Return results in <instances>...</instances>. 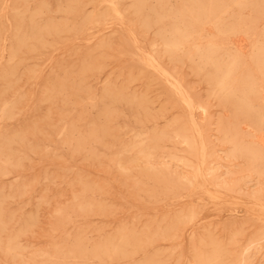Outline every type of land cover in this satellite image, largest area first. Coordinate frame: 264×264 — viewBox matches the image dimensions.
Here are the masks:
<instances>
[{
	"label": "rangeland",
	"instance_id": "obj_1",
	"mask_svg": "<svg viewBox=\"0 0 264 264\" xmlns=\"http://www.w3.org/2000/svg\"><path fill=\"white\" fill-rule=\"evenodd\" d=\"M135 1L0 0V264H264V0Z\"/></svg>",
	"mask_w": 264,
	"mask_h": 264
},
{
	"label": "bare ground",
	"instance_id": "obj_2",
	"mask_svg": "<svg viewBox=\"0 0 264 264\" xmlns=\"http://www.w3.org/2000/svg\"><path fill=\"white\" fill-rule=\"evenodd\" d=\"M103 1H104V0H103ZM105 1H107V2L110 3V6L112 7V9H113L114 11H119V5H120L119 3H120V0H105ZM121 1H122V0H121ZM132 1H133V0H132ZM140 1H141V0H140ZM157 1H158V0H157ZM167 1H168V0H167ZM185 1H186V0H185ZM191 1H192V0H191ZM214 1H215V0H214ZM214 1H213V2H214ZM217 1H218V0H217ZM219 1H220V0H219ZM230 1H231V0H230ZM235 1H238V0H235ZM135 2H137V0H136ZM177 2H178V1H177ZM180 2H181V1H180ZM186 2H187V1H186ZM193 2H194V1H193ZM213 2H212V3H213ZM215 2H216V1H215ZM232 2H233V1H232ZM232 2H231V3H232ZM121 3H122V2H121ZM137 3H138V2H137ZM145 3H146V2H145ZM159 3H160V2H159ZM191 3H192V2H191ZM210 3H211V2H210ZM217 3H219V2H217ZM233 3H234V2H233ZM236 3H237V2H236ZM135 4H136V3H135ZM154 4H155V3H154ZM160 4H161V3H160ZM168 4H170V3L168 2ZM181 4H182V3H181ZM185 4H186V3H185ZM185 4L183 3L182 5H185ZM204 4H206V3H204ZM140 5H141V3H140ZM196 5H197V4H196ZM201 5H202V4H201ZM211 5H212V4H211ZM213 5H214V4H213ZM213 5H212V6H213ZM220 5H221V4H220ZM224 5H226V4H224ZM224 5H223V6H224ZM239 5H240V7H241V4H239ZM107 6H108V5H107ZM138 6H139V5H138ZM141 6H142V5H141ZM141 6H140V7H141ZM143 6H144V5H143ZM143 6H142V7H143ZM160 6H161V5H160ZM164 6H166V4H165ZM168 6H169V5H168ZM179 6L181 7L180 4H179ZM202 6H203V5H202ZM226 6H227V5H226ZM228 6H229V4H228ZM237 6H238V5H237ZM108 7H109V6H108ZM142 7H141V8H142ZM185 7H187V5H186ZM205 7H206V6H205ZM160 8H161V7H160ZM194 8H195V7H194V3H193V8H192V9H194ZM196 8H197V7H196ZM216 8H217V7H216ZM220 8H221V6H220ZM220 8H219V9H220ZM222 8H223V7H222ZM224 8H225V7H224ZM234 8H235V7H234ZM154 9H155V7H154ZM167 9H168V8H167ZM180 9H181V8H180ZM185 9H186V8H185ZM185 9H184V10H185ZM187 9H188V8H187ZM190 9H191V8H190ZM190 9L188 10V12H190V11L192 10V9H191V10H190ZM200 9H203V8H200ZM237 9H238V8H237ZM172 10H173V9H172ZM176 10H177V9H176ZM178 10H179V9H178ZM184 10H183V11H184ZM194 10H195V9H194ZM197 10H198V8H197ZM223 10H224V9H223ZM155 11H156V10H155ZM164 11H166V10H164ZM169 11H170V10H169ZM169 11H168V12H169ZM174 11H175V10H174ZM180 11H181V10H179V12H180ZM184 12H185V11H184ZM186 12H187V11H186ZM196 12H197V11H196ZM201 12H202V10H201ZM201 12H200V13H201ZM211 12H212V11H211ZM234 12H235V11H234ZM172 13H173V12H172ZM172 13H171V14H172ZM182 13H183V12H182ZM190 13H191V12H190ZM212 13H213V12H212ZM220 13H221V12H220ZM222 13H223V11H222ZM232 13H233V12H232ZM153 14H154V13H153ZM183 14H185V13H183ZM198 14H199V13H198ZM155 15H156V14H155ZM161 15H162V14H161ZM181 15H182V14H181ZM204 15H206V14H203V16H204ZM166 16H167V14H166ZM166 16H165V17H166ZM169 16H170V15H169ZM173 16H174V15H173ZM183 16H184V15H182V17H183ZM185 16H186V14H185ZM214 16H215V15H214ZM153 17H154V16H153ZM156 17H157V16H156ZM156 17H155V18H156ZM175 17H176V16H175ZM194 17H195V16H194ZM194 17H193V18H194ZM198 17H200V16L198 15ZM198 17H197V18L195 17V18H196V19H195V22H196V24L198 23V24L200 25V22H201L202 20H201V19H198ZM204 17H205V16H204ZM221 17H222V16H221ZM91 18H92V17H91ZM112 18H113V17H112ZM167 18H168V16H167ZM167 18H166V19H167ZM207 18H208V17H207ZM214 18L216 19V17H214ZM223 18H224V17H223ZM148 19H149V18H148ZM177 19H178V17H177ZM177 19H175V20H177ZM182 19H184V18H182ZM136 20H137V19H136ZM164 20H165V18H164ZM175 20H174V21H175ZM188 20H189V19H188ZM193 20H194V19H193ZM200 20H201V21H200ZM203 20H204V18H203ZM220 20L222 21V19H220ZM124 21H125V20H124ZM153 21H154V20H153ZM157 21H158V19H157ZM161 21H162V20H161ZM166 21H167V20H166ZM204 21H205V20H204ZM209 21H210V20H209ZM211 21H212V20H211ZM239 21H240V20H239ZM239 21H238V23H239ZM81 22H82V21H81ZM158 22H160V21H158ZM158 22H157V23H158ZM187 22H188V21H187ZM190 22H192V20H191ZM93 23H94V22H93ZM175 23H176V21H175ZM207 23H208V22H206V24H207ZM232 23H233V22H232ZM163 24H165V23L163 22ZM177 24L180 25V23H178V22L176 23V25H177ZM187 24H189V23H187ZM221 24H223V23H221ZM221 24H220V25H221ZM242 24H244V23H242ZM127 25H128V24H127ZM153 25H154V24H153ZM158 25H159V23H158ZM165 25H166V24H165ZM168 25H169V24H168ZM183 25H184V22H183ZM183 25H182V26H183ZM185 25H186V24H185ZM185 25H184V26H185ZM216 25H217V24H216ZM226 25H227V24H226ZM226 25H225V26H226ZM228 25L231 26L230 23H229ZM232 25H233V24H232ZM240 25H241V23H240ZM161 26H162V25H161ZM161 26H160V27H161ZM171 26H172V25H171ZM177 26H178V25H177ZM182 26H181V28H182ZM184 26H183V27H184ZM186 26H187V25H186ZM194 26H195V25H194ZM197 26H198V25H197ZM243 26H245V25H243ZM189 27H190V26H189ZM198 27H199V26H198ZM218 27H219V26H218ZM232 27H233V26H232ZM240 27H241V26H240ZM130 28H131V27H130ZM163 28H164V27H163ZM171 28H172V27H171ZM175 28H176V27H175ZM177 28H178V27H177ZM184 28H186V27H184ZM194 28H195V27H194ZM224 28H225V27H224ZM224 28H222V29H224ZM179 29H180V28H179ZM195 29H196V28H195ZM233 29H234V28H233ZM236 29H237V28H236ZM240 29H241V28H240ZM240 29H239V30H240ZM256 29H257V28H256ZM133 30H134V29H133ZM173 30H174V29H173ZM182 30H183V29H182ZM197 30H198V29H196V31H197ZM217 30H218V29H217ZM224 30H225V29H224ZM228 30H229V29H228ZM134 31H135V30H134ZM163 31H165V30H163ZM196 31H194V32H196ZM219 31H221V30H219ZM234 31H235V29H234ZM237 31H238V30H237ZM174 32H175V31H174ZM183 32H184V31H183ZM223 32H224V31H223ZM185 33H186V32H185ZM196 33H197V32H196ZM218 33H219V32H218ZM220 33H222V32H220ZM231 33H232V32H231ZM229 34H230V32H229ZM229 34H228V35H229ZM174 35H176V33H175ZM188 35H189V34H188ZM196 35L198 36L199 34H196ZM263 35H264V34H263ZM180 36H181V35H180ZM249 36H250V35H249ZM184 37H185V36H184ZM187 37H188V36H186V38H187ZM222 37L228 38V36H227V37H226V36H222ZM176 38H178V37H176ZM181 38H182V37H181ZM186 38H185V42H188V41H186ZM212 38H213V40H214L215 36L212 37ZM225 38H224V39H225ZM182 39L184 40V38H182ZM191 39H192V38H191ZM203 39H204V38H203ZM208 39H209V38H208ZM176 40H177V39H176ZM176 40H175V43H177ZM179 40H180V39H179ZM187 40H188V39H187ZM216 40H217V39H216ZM222 40H223V39H222ZM222 40H221V41H222ZM189 41H191V40H189ZM203 42H204V41H202V44H203ZM214 42H215V41H214ZM261 42H263V41H261ZM188 43H189V42H188ZM218 43H219V42H218ZM167 44H168V43H167ZM200 44H201V43H200ZM200 44H199V46H200ZM205 44H206V43H205ZM210 44H211V43H210ZM225 44H226V43H225ZM262 44H263V43H262ZM157 45H158V43H157ZM169 45H170V44H169ZM215 45H216V44H215ZM257 46H258V45H257ZM262 46H263V45H262ZM203 47H204V46H203ZM203 47H202V48H203ZM216 47L219 48L220 46H216ZM216 47H215V48H216ZM134 48H135V46H134ZM172 48H173V47H172ZM183 48H184V46H183ZM221 48H222V47H221ZM258 48H260V47H258ZM208 49H209V48H208ZM255 49H257V47H256ZM154 50H155V49H154ZM186 50H187V49H186ZM186 50H185V51H186ZM204 50H205V48H204ZM218 50H219V49H218ZM222 50H223V49H222ZM182 51H183V50H182ZM190 51H191V50H190ZM225 51H226V50H225ZM227 51H228V50H227ZM258 51H259V50H258ZM186 52H187V51H186ZM205 52H206V51H205ZM221 52H222V51H221ZM229 52H230V51H229ZM256 52H257V50H256ZM262 52H263V51H262ZM175 53H176V52H175ZM177 53H178V52H177ZM181 53H182V52H181ZM188 53H189V52H188ZM199 53H200V52H198V54H199ZM236 53H237V52H236ZM259 53H260V52H259ZM137 54H138V53H137ZM183 54H184V53H183ZM238 54H239V53H238ZM261 54H262V53H261ZM34 55H35V54H34ZM174 55H175V54H174ZM195 55H197V54H195ZM215 55L218 57L220 54L217 55V52H216ZM215 55H214V57H212V58H215ZM235 55H236V54H234V56H235ZM262 55H263V54H262ZM148 56H149V55H148ZM170 56H171V55H170ZM175 56H176V55H175ZM178 56H180V55H178ZM192 56H193V54H192ZM238 56H239V55H238ZM263 56H264V55H263ZM181 57H182V56H181ZM254 57H255V56H254ZM254 57H253V59H255ZM173 58H174V57H173ZM232 58H233V57H232ZM180 59H181V61H183L182 58H180ZM188 59H189V58H188ZM234 59H235V58H234ZM237 59H238V58H237ZM185 60H186V58H185ZM185 60H184V61H185ZM213 60H214V59H213ZM254 61H255V60H254ZM254 61H253L252 64H254ZM257 62H258V60H257ZM148 63H149L150 66H153V67H155L156 69L162 70V68H161V67L155 62V60H154L153 58L148 59ZM148 63H147V64H148ZM257 64H258V63H257ZM149 65H148V66H149ZM235 65H236V64H235ZM235 65L233 64V66H235ZM243 65L245 66V64H243ZM249 65H250V64H249ZM254 65H255V64H254ZM260 65H261V64H260ZM236 66H237V65H236ZM236 66H235V67H236ZM244 66H243V67H244ZM210 67H211V66H210ZM235 67H233V68H235ZM261 67H263V66H261ZM250 68H251V67H250ZM235 69H236V68H235ZM235 69H234V70H235ZM162 71H163V74H164V75L166 76V78L168 79V81L171 83V85H172L177 91H181V88H180V84H179V82H178L177 80H175L174 78H172V76H171L169 73H167L165 70H162ZM231 71H232V70H231ZM252 71H253V70H252ZM232 72H233V71H232ZM232 72H231V73H232ZM235 72H236V71H235ZM238 72H239V71H238ZM228 73H229V72H228ZM239 73H240V72H239ZM248 73H249V72H248ZM255 74H256V73H255ZM218 75H219V74H218ZM239 75L241 76V73H240ZM253 75H254V74H253ZM248 76H249V75H248ZM251 76H252V73H251ZM254 76L256 77V75H254ZM173 77H174V76H173ZM255 77H254V79L256 80ZM259 77H260V76H259ZM228 78H229V77H228ZM244 78H245V77H244ZM257 79H258V78H257ZM263 79H264V77H263ZM210 80H211V78H210ZM213 80H215V79L213 78ZM231 80H232V79H231ZM247 80H248V79H247ZM229 81H230V79L228 80V82H229ZM235 81H236V80H235ZM235 81L232 80L233 83H235ZM245 81H246V80H245ZM258 81H259V80H258ZM258 81L256 80V82H258ZM163 82H164V81H163ZM228 82H227V83H228ZM232 82H231V83H232ZM241 82H242V81H241ZM211 83H212V80H211ZM213 83H214V82H213ZM246 83H247V82H246ZM248 84H249V82H248ZM255 84H256V83H255ZM263 84H264V83H263ZM166 85L168 86L169 84L166 83ZM225 85H226V84H225ZM227 85H229V84H227ZM230 85H231V84H230ZM242 85H243V84H242ZM245 85H246V84H245ZM245 85H244V87H245ZM253 85H254V84H253ZM258 86H260V85L258 84ZM169 87H170V86H169ZM218 87H219V86H218ZM222 87H223V86H222ZM232 87H233V85H232ZM248 87H249V86H248ZM251 88H252V87H251ZM217 89H218V88H217ZM248 89H249V88H248ZM248 89H247V90H248ZM233 90H234V89H233ZM242 90H243V89H242ZM259 90H260V89H259ZM259 90H258V91H259ZM261 90H262V89H261ZM261 90H260V91H261ZM235 91H236V89L234 90V92H235ZM239 91H240V90H239ZM254 91H255V90H254ZM246 92H247V91H246ZM250 92H251V91H250ZM261 92H262V91H261ZM180 93H181V92H180ZM238 93H240V92H238ZM241 93H242V92H241ZM253 93H254V92H253ZM258 93H260V92H258ZM182 94H183V93H182ZM182 94H181V95H182ZM247 94H248V93H246V95H247ZM249 94H250V93H249ZM251 94H252V93H251ZM246 95H245V96H246ZM238 96H239V95H238ZM261 97H262V96H261ZM230 98H231V97H230ZM239 98H241V96H239ZM242 98H243V97H242ZM183 99H184V101H186L189 105H191V102H190L191 99L189 100V98H188L187 96H183ZM255 100H256V99H255ZM258 100H259V99H258ZM258 100H257V101H258ZM229 101H230V99H229ZM232 101H233V100H232ZM9 102H10V101H9ZM230 102H231V101H230ZM251 102H252V101H251ZM255 102H256V101H255ZM259 103H260V102H259ZM262 104H263V103H262ZM258 105H259V104H258ZM258 105H257V106H258ZM232 106H233V105H232ZM190 107H191V106H190ZM253 107H254V106H253ZM260 107H261V106H260ZM254 108H256V107H254ZM259 109H260V108H259ZM263 109H264V108H263ZM253 110H255V109H253ZM257 110H258V109H257ZM257 110H256V111H257ZM260 110H261V109H260ZM1 112H2V111H1ZM237 113H239V112L237 111ZM5 114H6V113H5ZM6 115H7V114H6ZM1 116H2V115H1ZM3 117H4V116H3ZM237 117H238V116H237ZM190 118H191V117H190ZM248 119H249V118H248ZM246 120H247V119H246ZM253 122H254V121H253ZM255 124H256V123H255ZM253 125H254V124H253ZM196 128H197V127H196ZM256 129H257V128H256ZM78 140H79V139H78ZM198 146H199V145H198ZM199 147H200V146H199ZM201 148H202V147H201ZM205 149H206V148H205ZM43 152H44V151H43ZM16 155H17V154H16ZM18 155H19V154H18ZM25 157H26V156H25ZM201 157H202V155H201ZM251 159H252V158H251ZM23 160H24V159H23ZM182 162H183V161H182ZM182 164H183V163H182ZM201 165H202V163H201ZM193 193H194V192H193ZM209 195H210V194H209ZM255 207H256V206H255ZM260 211H261V210H260ZM96 232H97V231H96ZM118 241H119V240H118ZM10 245H11V244H10ZM89 249H90V248H89ZM74 256H75V255H74ZM242 261H244V260H242ZM240 264H241V263H240ZM242 264H243V263H242Z\"/></svg>",
	"mask_w": 264,
	"mask_h": 264
}]
</instances>
